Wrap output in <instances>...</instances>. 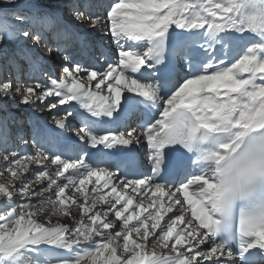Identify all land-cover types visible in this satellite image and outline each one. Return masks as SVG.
Returning a JSON list of instances; mask_svg holds the SVG:
<instances>
[{"label":"snow or ice","instance_id":"obj_1","mask_svg":"<svg viewBox=\"0 0 264 264\" xmlns=\"http://www.w3.org/2000/svg\"><path fill=\"white\" fill-rule=\"evenodd\" d=\"M64 7L111 40L103 67L74 59ZM92 7L0 0V111L62 130L0 119V264H264V0Z\"/></svg>","mask_w":264,"mask_h":264},{"label":"rangeland","instance_id":"obj_2","mask_svg":"<svg viewBox=\"0 0 264 264\" xmlns=\"http://www.w3.org/2000/svg\"><path fill=\"white\" fill-rule=\"evenodd\" d=\"M29 2H32V0H29ZM35 2L41 3L42 0H35ZM55 2L60 3V4H64V5L70 4L72 2H76L79 4L87 3L89 5H92V0H55ZM48 7H51V5H48ZM67 12H68V7H64L62 10V18L63 19L66 18ZM80 29H81L80 27L75 28V30L77 31V35H79ZM90 32L91 31H87L86 34H81L79 36L82 37L84 40H86L87 37L91 38L92 36H99L100 35L99 32L95 33V35H90ZM100 40L96 41L97 44H95V48L92 51V53H93L92 57L97 59V60H99V56L101 55V51H100L99 46H100V44L102 45V43ZM110 45L112 47H114L112 42ZM112 49H114V48H112ZM43 66L49 72V74L51 76H53V78H59V76L61 74V72H60L61 62L59 60L48 61ZM44 79H45V81H47V77H44ZM18 100H19V97H17V101ZM37 103L39 104V102H37ZM59 107L63 109V108H66L67 105L59 106ZM80 111L83 112L84 110L80 109ZM9 113H11L14 117L19 118L23 121L22 128H21L20 124H17L13 127V131L15 132L18 130H22L25 133L26 138L29 139L30 142H31L33 137H35V139L38 141L47 142L50 136L55 137V135L57 133L62 131V130L55 127V123L53 120V114L55 113V110H52L50 112L48 109H45L43 107H37L34 109L28 105H18V106L10 107L8 113H6L4 111H0V119H3ZM84 114L87 115V113H84ZM60 115L62 116V115H64V113L61 112ZM69 121L71 122L72 127L68 129L67 136L73 137L74 133H73L72 129L73 128H79L81 126L80 120L79 119H72V117H69ZM16 145H19L18 141H16ZM144 149H145V146H137L136 152L143 154ZM17 150L21 151L22 153L24 151H31L30 148L24 149L22 146H18ZM37 183L38 182L33 177V187H36ZM147 203H150V201L149 202L147 201L146 204ZM165 251H167V250H165Z\"/></svg>","mask_w":264,"mask_h":264},{"label":"bare ground","instance_id":"obj_3","mask_svg":"<svg viewBox=\"0 0 264 264\" xmlns=\"http://www.w3.org/2000/svg\"><path fill=\"white\" fill-rule=\"evenodd\" d=\"M112 2V0H92V10L99 12V13H105L106 14V5L110 4ZM84 4V3H83ZM69 19H68V18ZM64 23L67 24L69 26L70 29L75 30V27H80V33L82 34L84 32V30L87 31H91L90 29H88L86 26H80L77 24V22L74 20L72 13L69 11L68 8V12L66 13V18L63 19ZM100 36V37H99ZM99 36H92L91 38H86V40L83 39V45L84 47H81V43L78 41L74 42L73 44V48L70 49V52L74 53V59L80 61L81 63L87 65H95L96 67H103L104 66V61L99 59H95L92 57V51L95 48V44L96 41H98L99 39H101V43L99 48L101 53H103L104 55H109L110 54V50L114 47L111 46V48L109 47V45L111 44V40H109L107 37H104L102 33H100ZM135 126V125H133ZM145 149L143 150V154H140L139 152H136V147L133 149L134 151V155L136 156L137 160H143V161H147V156L145 155V153L148 151V149L146 148V142H145ZM95 151V150H93ZM139 171H146V169L141 168L139 169ZM149 202V201H148ZM165 202H167V198H165Z\"/></svg>","mask_w":264,"mask_h":264}]
</instances>
